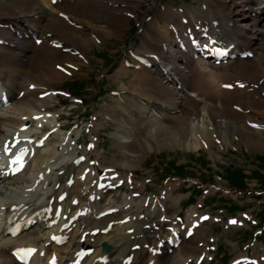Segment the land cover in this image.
<instances>
[{"label": "bare ground", "instance_id": "obj_1", "mask_svg": "<svg viewBox=\"0 0 264 264\" xmlns=\"http://www.w3.org/2000/svg\"><path fill=\"white\" fill-rule=\"evenodd\" d=\"M143 1L56 0L53 6L47 0H0V97L6 99L0 112V159L9 151V162L24 156L26 164L19 175H13L8 168L0 172V183L10 188L9 191L0 189V264H19L18 249H30L44 241L43 237L30 240L28 235L44 233L51 241L53 233L45 229L55 220L56 227L64 224L57 219L54 205L65 193L59 192L55 204L37 202L40 197L44 201L47 196L44 191L48 174L66 156L73 158L72 151L66 147L62 156L56 157L58 144L64 141V136L56 138L55 131L62 129L57 127L56 117L54 122L49 118L53 117L48 107L54 96L51 86L67 74L80 70L78 61L91 50V45L128 28ZM260 3V17H264V0ZM257 5L255 0H196V6L190 9H163L162 16L166 20L163 26L157 23L150 40H144L130 53L132 64L124 59L112 76L117 86L116 98L111 99V105L106 108L110 111L105 116L116 123L114 144L130 153H117L114 167L120 166L124 158L136 165L141 158L138 154L144 153L141 141L148 143L153 137L157 140L158 136H166L170 131L178 134L185 150L200 146L195 136L211 143L209 129L216 133L224 130L227 137L233 139L255 141L257 136H262L263 129L264 139V28L259 25V16L250 19ZM246 18L251 23H244ZM217 48L229 55L227 59L221 58L226 60V70L218 73L205 66V61L214 59L208 56L214 55ZM121 107L127 115L117 117L115 109ZM136 114L134 124L128 115ZM38 129L44 131L35 135L33 131ZM48 142L57 145L52 152H41ZM64 163L67 165L68 161ZM94 172L100 174V171ZM110 174L113 172L106 173L110 184L123 181ZM169 186L164 188L163 195L161 193L163 201L157 199L161 196L142 199L139 204H148L145 206L151 208L146 215H140L139 204L135 208L129 200L123 207L113 210L112 213L121 216V221L127 219L125 225L114 227L113 224L105 228L99 221H84V228H80L78 234L80 242L72 246L73 252L67 258H54L55 264H73L80 253L91 248L93 260L85 257L78 264H188L200 245H205V250L208 248L200 232V224L206 216L190 209L185 214L184 224L179 217L176 222L167 218V207L176 205ZM94 188L93 201L101 199L107 203L108 199H103L105 187L95 182ZM108 205V209L113 207L111 203L106 207ZM77 206L71 205L68 211ZM155 213L160 221L173 225L165 239H161L156 230ZM33 226L37 229L28 235L21 234ZM90 227L92 232L99 231V237L94 240L96 247L88 242L93 236L90 230V235L86 234ZM131 239L135 243L128 247ZM105 242L112 246L108 252L111 255L105 258L107 262L99 260L105 254L99 252L98 246ZM69 247L70 244L67 249ZM261 251L260 256L249 259L255 264H264L263 245ZM45 253L46 258L36 261L51 264L54 252ZM202 253L205 259L206 251ZM143 256L146 258L142 262ZM244 258L248 259L246 254L236 257L232 264H244L240 261Z\"/></svg>", "mask_w": 264, "mask_h": 264}, {"label": "rangeland", "instance_id": "obj_2", "mask_svg": "<svg viewBox=\"0 0 264 264\" xmlns=\"http://www.w3.org/2000/svg\"><path fill=\"white\" fill-rule=\"evenodd\" d=\"M255 1L258 5L253 7L254 12L251 13L250 19L259 16V25L263 29L264 17H260L262 0ZM47 2L55 6L56 0H47ZM192 6H196V0H144L140 3V8L135 11V17L131 18L128 28L117 36L99 40L91 45V50L78 61L81 65L80 70L67 74L62 81L51 86L50 92L52 90L54 96L48 107L53 117L49 116V118L54 122L56 117L58 121L56 125L62 129L59 132L55 131L56 138L64 136V139L62 138L64 141L58 144L57 151L58 149L59 151L56 157L62 156L64 153L62 150L66 147L72 151L70 154H73V158L66 156L57 163L55 169L48 174V182L45 185L47 193L44 191L47 195L45 200L41 201L40 197V202L37 201L39 204L41 202L55 204L59 192L65 193L59 197L58 204L54 205L57 219L64 224L60 228L56 227L53 225L55 220L45 229L47 233L49 231L53 233L51 241H48L44 233L36 236L28 235L30 231L37 229L35 226L21 233L28 235L27 238L30 240L35 237L44 238L43 242L31 246L34 256L30 264H39L40 262L36 260L40 259L42 254L45 256V251L54 252L55 258L58 259L67 258V255L73 252H71L72 246L80 242L78 234L84 228V221H99L105 228L113 224L114 227L119 224L125 225L127 219L121 221V216L116 212L112 213L113 210L123 207L128 200L135 207L144 198L160 197L168 185L171 186L172 198L176 200V205L174 208L167 207V218L176 222L179 217L180 223L184 224L185 214L190 209H196L200 214L208 217L200 224V232L204 234L208 248L205 250V245H200L196 255L188 264H232L236 257L242 254H246L248 258L262 254L261 246H264L263 129L262 136L256 137L257 141L233 139L227 137L224 130L216 133L209 129L211 143L208 144L204 139L200 137L197 139L195 136L194 139L199 140L200 144L195 150H185L182 142L178 140V134L170 131L166 136H158L157 140L153 137L148 143L141 141L144 153L138 154L141 158L139 157L138 163L135 162L136 165L133 164L134 162H127L124 158L120 166H113L116 165L114 161H118L115 159L117 153L130 154L128 150L120 149L114 144L116 123L112 118L105 116L110 111L106 108L111 105V99L116 98L114 93L117 92V86L112 80L113 73L124 59L132 64L130 53L134 52L144 40H150L157 23L163 26L166 21L162 16L163 9L170 8L172 11H177L190 9ZM250 19L246 18L243 22L249 24ZM225 63L214 64L212 61H205V66L212 71L215 69L218 73L226 70ZM1 100L3 101L0 98ZM2 109L0 107V112ZM115 110L117 117L121 114L127 115L122 107ZM135 117L137 114L128 115V119L134 124L137 121ZM41 131L44 130L38 129L33 133L41 134ZM152 132L155 130L152 129ZM55 145L57 144L54 142H48L45 147H40L41 152H44L43 150L52 152ZM64 161H68V164L65 165ZM76 161L77 165L74 166ZM128 167L132 168L128 170ZM94 171H100V174ZM108 172H113L110 174L111 177L116 176L123 181L117 185L110 184L106 175ZM236 179L238 182H235ZM125 180L129 181L125 182ZM95 182L107 190L103 195V199H108L107 203L101 199L93 201L96 194ZM4 186L1 184L0 189L10 190L7 185ZM98 188L99 186L96 189ZM63 196L66 199L62 198ZM157 199L163 201L164 197ZM108 203L113 205L111 209H108L109 205L106 207ZM71 205H78L79 209L84 210L79 211L76 208L68 211ZM145 205H138L141 207L138 211L140 215L141 213L146 215L151 211V208ZM67 215H70V218ZM153 218L160 238L165 239L166 233L173 228V225L160 221L157 213ZM102 227L98 226L99 229ZM91 228H88L86 234L90 235ZM97 231L93 230L91 233L93 236L88 239L93 247L94 240L99 237ZM105 243L111 249L112 246ZM134 243V239H131L128 247ZM69 244L70 247L67 249ZM101 245L102 243L98 246L99 252L105 255L99 260L107 262L106 259L111 252L109 254L102 252ZM202 250L206 251L205 259ZM238 250L240 253L237 252ZM91 251L92 248L85 251L86 254L88 253L85 257L92 261L94 252ZM77 253L78 251L74 255L76 256ZM146 257H141V261L143 262Z\"/></svg>", "mask_w": 264, "mask_h": 264}, {"label": "water", "instance_id": "obj_3", "mask_svg": "<svg viewBox=\"0 0 264 264\" xmlns=\"http://www.w3.org/2000/svg\"><path fill=\"white\" fill-rule=\"evenodd\" d=\"M102 250L106 253H108L110 251V247L106 244H102Z\"/></svg>", "mask_w": 264, "mask_h": 264}, {"label": "snow or ice", "instance_id": "obj_4", "mask_svg": "<svg viewBox=\"0 0 264 264\" xmlns=\"http://www.w3.org/2000/svg\"><path fill=\"white\" fill-rule=\"evenodd\" d=\"M6 150H7V149H6ZM13 163H15V161H13ZM203 219L207 220V219H208V217H204ZM230 223H233V224H235V223H236V221H230Z\"/></svg>", "mask_w": 264, "mask_h": 264}, {"label": "trees", "instance_id": "obj_5", "mask_svg": "<svg viewBox=\"0 0 264 264\" xmlns=\"http://www.w3.org/2000/svg\"><path fill=\"white\" fill-rule=\"evenodd\" d=\"M235 182H238V179H236Z\"/></svg>", "mask_w": 264, "mask_h": 264}]
</instances>
